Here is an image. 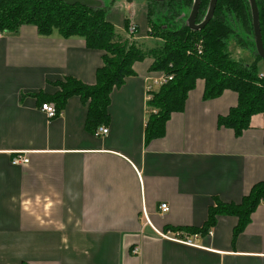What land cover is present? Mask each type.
<instances>
[{"label": "crops", "instance_id": "0c3cea01", "mask_svg": "<svg viewBox=\"0 0 264 264\" xmlns=\"http://www.w3.org/2000/svg\"><path fill=\"white\" fill-rule=\"evenodd\" d=\"M146 12L144 2L116 1L106 18L120 36L149 42ZM101 56L81 38L40 36L31 25L0 38V264H264V203L234 237L237 219L224 215L207 234L185 231L202 227L215 202L237 205L264 181L263 116L235 135L217 121L236 94L205 100L197 80L163 136L145 143L146 91L161 77L147 58L110 93L99 126L107 135L86 130L77 96L47 118L40 105L54 83L93 86ZM17 153L26 165H11ZM176 233L197 237L186 245Z\"/></svg>", "mask_w": 264, "mask_h": 264}, {"label": "trees", "instance_id": "16d2710c", "mask_svg": "<svg viewBox=\"0 0 264 264\" xmlns=\"http://www.w3.org/2000/svg\"><path fill=\"white\" fill-rule=\"evenodd\" d=\"M101 1L104 2L103 7L91 9L80 4L68 5L62 0H0L1 32L13 33L21 26L31 25L40 36H50L56 32L64 39L81 38L87 49L102 52V64L95 72L93 86H85L66 77L54 83L57 91L41 103H51L60 112L68 98L79 97L86 106L85 128L94 133L99 126L109 122L108 105L112 90L134 75V63L148 58L152 60L150 71L171 76L172 79L149 94L145 143L163 136L165 123L172 113L182 112L187 94L197 80L204 83L205 100L218 98L226 90L237 96L236 106L226 116L218 118L219 126L239 135L249 127L252 116L261 114L264 119V74L260 75L259 71V64L264 66V60L255 51L247 0H217L212 19L197 32L185 25L193 0H144L148 35L156 41L155 45L150 41L134 42L120 36L106 18L116 0ZM255 2L264 49V0ZM208 4L209 0H200L196 24L202 22ZM155 11L159 20L169 19L168 22L176 26L168 29L153 21ZM123 23L127 30V20ZM232 40L253 53L251 63H241L230 57L228 44ZM152 44L153 47L149 46ZM197 45L201 46L200 55L195 52ZM260 203H264V181L252 186L237 205L215 202L209 208L202 227L185 231L207 234L214 227L216 217L224 215L237 219L234 237L245 228L251 213Z\"/></svg>", "mask_w": 264, "mask_h": 264}, {"label": "water", "instance_id": "95a60500", "mask_svg": "<svg viewBox=\"0 0 264 264\" xmlns=\"http://www.w3.org/2000/svg\"><path fill=\"white\" fill-rule=\"evenodd\" d=\"M62 1L68 5L80 4L83 7L91 8V9L101 8L104 5V2L101 0H62ZM152 1L165 2L167 0H152ZM247 2L249 4L250 13H251L252 33H253L255 51L256 54L262 60H264V49L262 46L261 32L259 27V14H258L256 2L255 0H247ZM216 3L217 0H209L208 8L202 22L196 24L195 19L199 9L200 0H193L192 7L185 21V25L187 26V28L195 32L202 30L212 19L216 7Z\"/></svg>", "mask_w": 264, "mask_h": 264}, {"label": "built area", "instance_id": "2783aa9c", "mask_svg": "<svg viewBox=\"0 0 264 264\" xmlns=\"http://www.w3.org/2000/svg\"><path fill=\"white\" fill-rule=\"evenodd\" d=\"M130 32H133L134 28H132L131 26L128 28ZM4 32L0 31V38L2 37ZM195 52L197 55L201 54V46L197 45L195 47ZM172 79L171 76H165V75H161L160 78H158L157 80H155V84L157 85V87H160L162 84L166 83L167 81H170ZM152 90L149 88H147V101L150 99L149 94ZM40 111L49 119H53L57 116H59V112L56 111L55 106L51 103H42L40 105ZM108 130L106 128H97L96 131L94 132V136H105L107 135ZM11 165L13 166H18V165H26L28 163V158L26 157V155H21V154H15L11 160H10ZM158 211L160 214H165L169 211V206L166 203H161L158 206ZM144 214V219H145V224L150 226L152 229H154L151 225V223L149 222L145 212ZM155 231V230H154ZM156 232V231H155ZM164 236V235H163ZM181 234L180 233H176V236L174 237L175 241H178L180 243L186 244V245H192V240L195 239L197 237V235H193L190 236L191 239H189V236L184 237V239H180ZM133 253H137L136 250H133Z\"/></svg>", "mask_w": 264, "mask_h": 264}, {"label": "rangeland", "instance_id": "374dc122", "mask_svg": "<svg viewBox=\"0 0 264 264\" xmlns=\"http://www.w3.org/2000/svg\"><path fill=\"white\" fill-rule=\"evenodd\" d=\"M116 1H118V2L123 1V3H131V2H128L127 0H116ZM116 1H114V2H116ZM134 1L136 2L137 0H134ZM138 1H140V0H138ZM141 2H144L145 3L144 0H141ZM113 4L114 3H112V5ZM145 5H146V3H145ZM182 11L183 10H181V12ZM181 15H183V13ZM157 19H158V17H157V13L155 11V14L152 16V20L153 21H156L159 25L166 26L168 29L174 28V26H176L172 22H168L169 19H168V21H165L164 19H161V20H159V19L157 20ZM129 33H134L132 35H135V31H133V32H130L129 31ZM147 33L149 34V30L147 31ZM128 39L130 41H134L135 40V39H131L130 37H128ZM149 39H150V42H152L155 45L156 41L153 38H149ZM243 39L245 41H247V39H246L245 36H243ZM235 42H236L235 40H232L228 44V52H229L230 57L233 58L235 61H238V62H241V63H247V64L251 63L252 60H253V57H254L253 56V53L250 50L246 49L245 46L238 45L237 43L235 44ZM153 44L152 45H149V46H152L153 47L154 46ZM161 75H163V74H161Z\"/></svg>", "mask_w": 264, "mask_h": 264}]
</instances>
